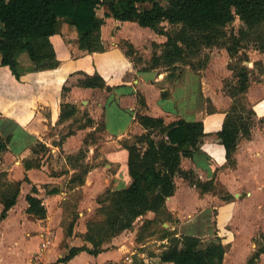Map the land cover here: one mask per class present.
<instances>
[{
  "label": "crops",
  "instance_id": "0c3cea01",
  "mask_svg": "<svg viewBox=\"0 0 264 264\" xmlns=\"http://www.w3.org/2000/svg\"><path fill=\"white\" fill-rule=\"evenodd\" d=\"M106 12L105 6L97 10L98 17L104 21L101 26V40L105 47L103 52L89 54L80 50L75 32L66 23H62L59 32L50 37L60 62L57 68L26 72L16 79L8 68L0 65V136L5 138L12 135L6 150L0 153V167L12 159L14 166L4 171L7 173L19 168L28 174L29 177L25 176L28 180L30 178L28 182L23 180L24 177L19 178L23 181L18 199L6 218L0 220V264H172L160 260L164 248L159 245L166 244L167 238H159L158 232L165 229L168 232L175 231L178 236L185 229V235L199 237L197 227L191 221H184L185 214L190 218L189 212L202 213L207 210L208 213L211 208L215 235L222 242H232L230 252L236 251L235 247L243 241L239 238V242L238 237L233 238L245 235L247 227L244 221H252L249 223L252 234L258 230L264 233V222L257 213L264 205V123L259 120L260 117L264 118V52L246 49L248 60H242V64L250 70L251 79L245 96L257 112L256 118L260 123L253 120L250 137L240 138L234 153L235 164L230 166L227 164L224 147L212 136L222 129L226 113L232 106L233 100L227 93L228 85L233 86L237 82L233 71L228 68L232 59L227 51L214 48L212 58L204 70L207 78L201 81L187 67L186 71L163 66L149 69L153 53H161L166 37L148 28L135 27V23L119 22L106 17ZM131 27L136 28L137 33L128 31ZM123 42L132 45L133 54H126V48L121 45ZM241 51L238 55L242 54ZM254 63H261L262 73L251 70ZM23 64L28 65L27 61ZM94 74L103 78L105 88H84L78 85V80L84 75ZM223 78H226V83ZM162 93L167 95L163 96ZM141 97L146 105L142 111L150 117L162 118L165 124L179 119L202 121L205 136L192 157L182 159L181 168L193 171L203 182L213 179L214 185L224 188L233 199L227 202L214 192L201 194L188 181L176 176L175 193L166 200V210L174 216L173 221L151 225L142 240L138 241L140 227L145 221L155 218L154 213L148 212L138 217L131 229L106 242L103 245L105 249L99 254L81 251L69 261L59 262L69 248H91V244L84 241L83 235L87 231V218L99 205L95 200L81 203L77 222L68 235L70 230L64 224L66 216L61 205L65 199H59L65 193L56 189L50 192V199H42L47 211L46 218L33 219L26 212L28 203L25 196L32 186H39L32 178L33 169H23L21 160L30 153L33 144L45 143L42 141L49 137L53 139L52 134L48 135L50 128L73 123V120L58 123L62 103L73 104L78 110L79 104L87 103L84 114H88L87 118L92 120V124L66 137L62 149L65 154H73L70 144L84 133L95 130L96 123L100 121L104 141L94 145L91 150L94 156L98 154L97 161H106V170L92 168L84 184L77 188L100 189L96 191V199L106 189L125 188L130 183V176L127 168L128 151L122 146V141L144 133L136 120ZM206 99L210 101L211 112L205 107ZM7 176L10 181H19L11 178L10 173ZM54 179L56 177L50 176V184L55 182ZM244 193L249 196H244ZM38 197H43L39 195V189ZM48 201L50 206L47 205ZM1 211L0 203V214ZM226 258L227 254L224 256V264Z\"/></svg>",
  "mask_w": 264,
  "mask_h": 264
},
{
  "label": "trees",
  "instance_id": "16d2710c",
  "mask_svg": "<svg viewBox=\"0 0 264 264\" xmlns=\"http://www.w3.org/2000/svg\"><path fill=\"white\" fill-rule=\"evenodd\" d=\"M101 6L107 9L106 17L135 23L166 37L161 53H153L149 69L163 66L174 70L188 66L198 71L205 66L200 63L196 66L188 58L198 55L202 49L211 50L215 47L224 48L230 59L242 49L264 52V0H0V65L8 68L16 79L26 72L57 68L60 62L50 37L59 32L62 23L75 32L80 50L89 54L103 52L105 47L101 40V26L104 21L97 15ZM236 20L241 23L237 31H228ZM164 23L170 28L167 29ZM122 44L127 55L134 53L132 45L127 42ZM242 60H248V57L238 60L235 66L228 64L237 78L236 84H229L227 90L233 102L226 113L222 129L212 134L224 147L230 166L235 164L234 153L240 138L250 137L255 116L254 111L242 103V97L251 83L250 70L242 64ZM24 61H27V66H24ZM78 85L84 88L106 87L98 74L84 75L78 80ZM139 104L140 112L136 120L144 133L122 141V146L128 151L130 183L120 190L106 189L98 196L96 202L99 207L96 210L102 219L87 221V231L83 235L91 248H69L59 262H67L81 251L99 254L105 249L103 245L106 242L131 229L136 219L148 212L154 213L155 218L145 221L140 227L138 241L142 240L151 225L173 221L174 216L166 210V200L175 193L176 176L198 188L200 193L211 190L215 193L213 179L203 182L193 171L181 168L182 159L192 157L205 136L202 121L179 119L165 124L162 118L150 117L142 111L146 107L142 97ZM78 113L75 105L62 103L58 123L74 120ZM87 121L88 124L82 128L92 124V120ZM100 130L103 131V125ZM71 134L73 132L70 131L66 136ZM11 138V134L5 138L0 136V153L6 150ZM84 143L87 144V140ZM44 146L37 142L30 149L33 154H39ZM84 157L83 150L77 156L67 157L71 168L75 170L69 182L78 186L84 184L89 172L88 167L80 162ZM22 163L26 171L39 168L31 159H24ZM6 177L7 173L0 169V220L6 218L8 211L15 205L22 184V181H10ZM24 181L29 180L25 177ZM25 199L28 215L33 219L46 218L47 211L42 198L38 197L36 186L31 187ZM73 218L74 222L77 215ZM72 227L73 223H70L68 235ZM162 231L161 238H168V244L160 254L162 262L224 264L226 250L221 242L210 241L202 245L196 236L177 237L165 229ZM262 254L264 244L258 245L247 264H255Z\"/></svg>",
  "mask_w": 264,
  "mask_h": 264
},
{
  "label": "rangeland",
  "instance_id": "374dc122",
  "mask_svg": "<svg viewBox=\"0 0 264 264\" xmlns=\"http://www.w3.org/2000/svg\"><path fill=\"white\" fill-rule=\"evenodd\" d=\"M133 25L135 27H137V24H133ZM240 25H241L240 21L236 20L233 23V25L228 28V31L234 30L236 32ZM164 26L167 29L170 28V26L166 23H164ZM128 31H131L132 33H137L136 28H134V27L128 28ZM121 45H123V44L121 43ZM153 49H151V51H154ZM214 50H215L214 48H212L211 50L210 49H202L198 55H195V56L188 58V61H191V63L195 64L196 66L199 63L203 64V66H205V67L201 68V70H198L199 72L193 71L198 76V79H200V81L203 79L205 80L207 78V74H206V72H204V70L206 69L207 64L211 60L212 52ZM246 52H247L246 49H245V51H241L242 54L235 56L232 59V62H230V64L235 66L236 63H239L238 60L243 59V58L245 59L247 57ZM25 56H26V54H25ZM182 67L183 68H179V69H182V70L186 69V66H182ZM187 68H190V67L187 66ZM228 68H229V66H228ZM252 69L257 70L258 72L262 73V65H260L259 63L258 64L257 63L252 64L251 70ZM223 80L226 83V78H223ZM206 100H207V104L205 105V107L208 110H210V103H209L210 101H209V99H206ZM242 103L247 108L255 111L253 109V107L251 106V103L248 101V99L246 98L245 95L242 97ZM86 104L87 103H84L83 105L82 104L78 105L79 106V114L73 120V123L71 125L69 124V125H65L63 127L56 126V127L50 128L48 130V133H49L48 135L50 136L52 134L53 139L50 140V137H49L48 139L42 141V142H45V143H43L45 145L44 146L45 148L41 152H39V154H33L30 151V153L24 155V157L21 160V163H22V161L24 159H31V161L33 163H36L39 165V168H34L32 170L33 176H32V174H31V176H32V178H34L36 180V184L39 186V188H38L39 189V195H41V197L43 196L42 199H50V194H47L50 191V189H58L59 191H62L65 193V194L61 195L62 198H59V199H65L64 201L61 202L62 203L61 205L64 209V217L66 216L64 218V224L67 227H69L70 223H73V226H75L77 220H75L73 222V219H74L73 217L78 215L77 213L79 211L80 204L81 203L87 204L89 201H93V200H95V202H96V196H97L96 191L100 190V189H95L93 187H89L88 190H85L81 187L77 188V187H79L78 185L72 184L71 182H69L70 177L75 172V170L72 171L73 169L71 168V164H70L67 157L69 155L77 156L78 153L83 150V152L85 153V157L80 162L83 163V165H86L88 167L89 171L92 168H100L102 171L106 170L104 167V164L106 163V161L105 160L97 161L96 159L98 158V154L96 156H94V152H92L93 150H91V149H93L94 145L101 144L104 141V138L102 136V132L100 130L101 129L100 121L96 123L97 126L95 125V127H96L95 130L97 129L98 131L97 130L96 131L90 130L89 132L84 133L81 138H77L76 140H74V142H72L70 144L69 148H70V150L74 151L73 154H65V150L62 149L64 142H66L65 141L66 137H68V136H66V134L68 132L71 131V132H73V134H75L76 131L82 129V127L84 125L88 124V121H87L88 120V118H87L88 114H84V113H86V109L84 108L86 106ZM259 111H260V108H258V112ZM254 113H255V116L253 118L254 122L260 123L259 120H261V123L262 122L264 123V118L260 117L258 120L256 118L257 112L255 111ZM260 113H261V111H260ZM255 120H257V121H255ZM92 133H93V135H91ZM86 140H87V144L84 143V141H86ZM257 141H259V140H257ZM96 153H97V150H96ZM8 161H9V163H6L5 166H1L0 169H3V171H4L5 169H8L11 166H14V160L11 159ZM71 171H72V173H70ZM9 173L11 174V178H16L18 180H19V178H21V179L23 177L25 178V176L29 177L28 174H26L24 172V170H22V169L19 170V168H15L11 172H7L8 175H9ZM50 176L56 177V179H54L55 182H53L51 184H50ZM6 178L9 179L8 176ZM29 180H30V178H29ZM12 181H17V180H12ZM19 181H21V180H19ZM25 183H27V182H25ZM188 184L191 187H193L196 191L200 192L198 188L191 185L190 183H188ZM21 186H22V184H21ZM262 190L264 191V188ZM209 192H210V194H212V190ZM206 193H208V192H206ZM101 194H99L98 196H100ZM201 194H204V193H201ZM214 194H217L221 198L224 197V199H222V200H227V202H229L233 199L232 196L227 194V192L224 188L219 187V186H216V191ZM244 196L248 197L249 195H247V193H244ZM262 197H264V194ZM25 198H26V196H25ZM21 199H24V198L22 197ZM45 204H46V202H45ZM96 204L98 206L97 202H96ZM47 205L50 206L49 201L47 202ZM257 213H258V216L260 218H262V222H264V205L262 206V208H260L257 211ZM189 214L191 215V217L189 218V217H187L188 214L187 215L185 214L186 217L184 218V221H191L192 225L197 227V234H199L198 238L202 241V245H205L210 241H218L224 245L225 250H226L225 254H227L226 264H247V261L252 256L255 249H257L258 245L264 244V233L262 232V230L255 231L252 234V227L249 226V223L252 221H244L243 224L247 227L245 235L235 236L233 238V239H236L238 237L239 242H240L239 238L243 239V241H241L240 244L237 247H235L236 251L230 252L232 242H229V243L228 242L227 243L222 242V239L220 237H217V235H215L216 234L215 230H214L215 224H214V221H212V208L208 211V213H207V210H204L202 213L193 211V212H189ZM100 219H102V216H100L97 213V210L94 209L93 213L91 214V216L89 218H87L86 222L90 221V220L91 221H98ZM176 232H178V229L176 230ZM168 233L175 234V231H169ZM185 233H187V231L185 229H183L181 231V233L178 234L177 237L185 235ZM162 234H163V231L158 232L159 238H161L160 236ZM246 238H247V241H246ZM167 244H168V238H167V243L161 244V245H159V247L165 248V245H167ZM244 246H246V247L244 248ZM262 256L264 257V255H262ZM255 264H264V258L262 259L260 256L259 259L255 261Z\"/></svg>",
  "mask_w": 264,
  "mask_h": 264
},
{
  "label": "built area",
  "instance_id": "2783aa9c",
  "mask_svg": "<svg viewBox=\"0 0 264 264\" xmlns=\"http://www.w3.org/2000/svg\"><path fill=\"white\" fill-rule=\"evenodd\" d=\"M126 261H127V262H130V259H129V258H126Z\"/></svg>",
  "mask_w": 264,
  "mask_h": 264
}]
</instances>
